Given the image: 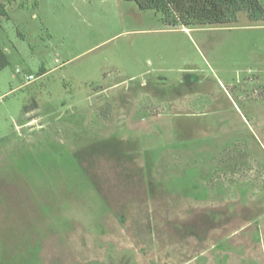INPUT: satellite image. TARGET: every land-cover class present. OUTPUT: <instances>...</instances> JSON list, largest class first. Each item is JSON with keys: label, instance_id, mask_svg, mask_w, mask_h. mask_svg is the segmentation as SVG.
<instances>
[{"label": "rangeland", "instance_id": "374dc122", "mask_svg": "<svg viewBox=\"0 0 264 264\" xmlns=\"http://www.w3.org/2000/svg\"><path fill=\"white\" fill-rule=\"evenodd\" d=\"M0 2V264H264V19Z\"/></svg>", "mask_w": 264, "mask_h": 264}, {"label": "trees", "instance_id": "16d2710c", "mask_svg": "<svg viewBox=\"0 0 264 264\" xmlns=\"http://www.w3.org/2000/svg\"><path fill=\"white\" fill-rule=\"evenodd\" d=\"M141 9L160 11L171 25L192 27L237 21L241 12L251 20L264 19V0H134ZM2 11V4L0 2ZM0 47V71L8 65Z\"/></svg>", "mask_w": 264, "mask_h": 264}, {"label": "built area", "instance_id": "2783aa9c", "mask_svg": "<svg viewBox=\"0 0 264 264\" xmlns=\"http://www.w3.org/2000/svg\"><path fill=\"white\" fill-rule=\"evenodd\" d=\"M31 78H32V76H31V75H29V76H28V79H31Z\"/></svg>", "mask_w": 264, "mask_h": 264}, {"label": "crops", "instance_id": "0c3cea01", "mask_svg": "<svg viewBox=\"0 0 264 264\" xmlns=\"http://www.w3.org/2000/svg\"><path fill=\"white\" fill-rule=\"evenodd\" d=\"M183 28H184V26H183Z\"/></svg>", "mask_w": 264, "mask_h": 264}]
</instances>
